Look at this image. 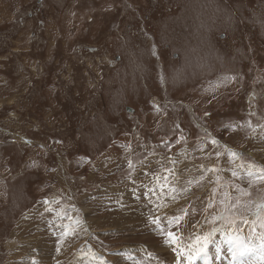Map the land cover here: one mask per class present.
<instances>
[{
    "label": "rangeland",
    "instance_id": "rangeland-1",
    "mask_svg": "<svg viewBox=\"0 0 264 264\" xmlns=\"http://www.w3.org/2000/svg\"><path fill=\"white\" fill-rule=\"evenodd\" d=\"M176 10L175 0H0V264H262L234 256L229 237L258 246L264 232V36L241 14L215 37L224 70L170 87L177 53L163 25ZM130 39L148 68L113 106ZM129 152L155 153L134 184ZM206 201L216 212L201 214Z\"/></svg>",
    "mask_w": 264,
    "mask_h": 264
},
{
    "label": "clouds",
    "instance_id": "clouds-1",
    "mask_svg": "<svg viewBox=\"0 0 264 264\" xmlns=\"http://www.w3.org/2000/svg\"><path fill=\"white\" fill-rule=\"evenodd\" d=\"M176 12L164 22V41L177 58L166 70L170 87L215 75L224 70L227 58L217 47L215 37L220 32L236 29L241 14L248 25L264 36V0H235L233 8H225L222 0H175ZM121 62L112 77L111 103L126 102L147 68V52L134 40L120 46Z\"/></svg>",
    "mask_w": 264,
    "mask_h": 264
},
{
    "label": "snow or ice",
    "instance_id": "snow-or-ice-1",
    "mask_svg": "<svg viewBox=\"0 0 264 264\" xmlns=\"http://www.w3.org/2000/svg\"><path fill=\"white\" fill-rule=\"evenodd\" d=\"M205 116H208L209 114L207 112L204 113ZM232 127V124H228L225 126L224 130H227L228 128ZM238 127H243V125H238ZM249 128L251 127L250 125L248 126ZM175 128H179V125H175ZM210 138V134L207 133V131L205 130V133L204 135L200 138L202 141H207L208 139ZM184 136L181 135L180 136V140L177 141V143H180L181 140H184ZM211 143L213 146L215 145H218L219 144V141L216 140L215 138H211ZM167 147V145H165ZM130 145H125V148H129ZM182 154H184V150H182ZM216 156L219 157V156H222L224 155V153L222 152H219L217 151L216 153ZM130 157H133L132 159H128L127 160V167H128V171L126 173V179L128 180H132L133 181V184L135 183V180H134V173L139 169H142L146 166H149L151 164V159H149V157H153L155 156V153L154 152H146L144 154V158L141 159V156L140 154H136L135 156H133V153L132 152H129L128 154ZM209 156H211V152L208 153ZM233 156L237 155V153H232ZM185 158H187L185 156ZM133 160H135V163L133 162ZM172 163H176V161H172ZM204 169V171H215V169H207L204 165H198L196 166L195 168V172L198 173L200 171V169ZM149 173H151V168L149 167ZM190 175H193L194 176V173L193 172H190L189 173ZM236 173L233 172V175H235ZM148 174H146L147 176ZM176 179H179V178H176ZM200 179H203V176L200 177ZM200 184V180H197L195 178L191 179V180H188L187 181V187H184L183 191L187 194L189 193L190 189L193 187V186H199ZM141 187L142 188H146L147 189V194L149 196H151L152 194H154V191L155 189L151 186V181L147 182V183H144L142 182L141 183ZM153 203V200L149 199L147 201V204L148 205H151ZM223 203V201L221 202ZM205 205H201V214H203L204 212H208L209 215H211V213L213 212H216V209L213 208V205L210 201H206L205 202ZM196 209H193V211H195ZM175 211V210H174ZM185 215H188L189 213H184ZM226 217H225V212L224 211H221L219 214L215 215V216H212V219L213 220H216V219H220V220H224ZM183 217L181 216H172L171 219L169 220V223H171L172 221H182ZM207 219V217H206ZM247 223V221H245ZM151 223L155 226H159V221L156 220V219H153L151 220ZM256 224H257V221H253L251 223V229L254 231L255 228H256ZM259 224H260V227L261 228H264V219H261L259 221ZM218 229L216 228H213V231H217ZM162 233H163V230H161ZM259 235V238H260V243L258 246L256 245H250L248 242L242 240L241 238L239 237H229L230 240L233 241V255L234 256H238V255H249V254H254L257 256V259L259 261L262 262V264H264V232H261L258 234ZM172 236V233L169 232L168 233V237L171 238ZM59 251V249H57ZM203 251V249H201ZM252 264H256V261H252Z\"/></svg>",
    "mask_w": 264,
    "mask_h": 264
},
{
    "label": "bare ground",
    "instance_id": "bare-ground-1",
    "mask_svg": "<svg viewBox=\"0 0 264 264\" xmlns=\"http://www.w3.org/2000/svg\"><path fill=\"white\" fill-rule=\"evenodd\" d=\"M83 230V229H82ZM42 251H44V249H42Z\"/></svg>",
    "mask_w": 264,
    "mask_h": 264
}]
</instances>
